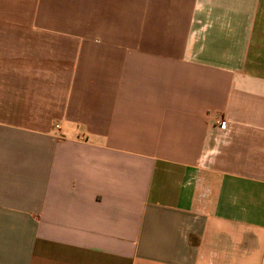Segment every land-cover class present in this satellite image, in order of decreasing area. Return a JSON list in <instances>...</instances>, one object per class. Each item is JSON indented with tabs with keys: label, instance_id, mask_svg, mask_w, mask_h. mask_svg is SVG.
<instances>
[{
	"label": "crops",
	"instance_id": "obj_1",
	"mask_svg": "<svg viewBox=\"0 0 264 264\" xmlns=\"http://www.w3.org/2000/svg\"><path fill=\"white\" fill-rule=\"evenodd\" d=\"M0 264H264V0H0Z\"/></svg>",
	"mask_w": 264,
	"mask_h": 264
},
{
	"label": "built area",
	"instance_id": "obj_2",
	"mask_svg": "<svg viewBox=\"0 0 264 264\" xmlns=\"http://www.w3.org/2000/svg\"><path fill=\"white\" fill-rule=\"evenodd\" d=\"M226 120L225 119H220L219 121H218V124H219V126L221 127V128H225V126H226Z\"/></svg>",
	"mask_w": 264,
	"mask_h": 264
}]
</instances>
